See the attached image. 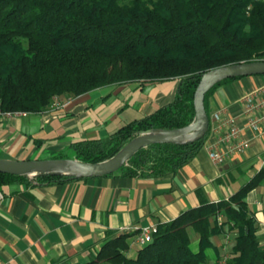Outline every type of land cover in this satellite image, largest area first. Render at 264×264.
<instances>
[{"label": "trees", "instance_id": "obj_1", "mask_svg": "<svg viewBox=\"0 0 264 264\" xmlns=\"http://www.w3.org/2000/svg\"><path fill=\"white\" fill-rule=\"evenodd\" d=\"M251 59L264 60V0H0L1 110L43 113L56 97L76 98L110 84L177 83L173 100L154 112L106 137L72 142L74 158L82 161L110 158L146 129L187 127L202 73ZM241 77L224 79L206 93L209 116L208 100L218 86ZM209 131L201 140L143 147L117 172L176 174L203 148ZM66 179L82 178L53 174L33 182L0 172V192L14 182ZM263 181L264 165L219 201L197 189L199 205L158 223L153 240L139 246L134 257L126 253L132 234L121 233L107 238L86 262L52 264H264V243L248 202V193ZM189 228L199 234L197 251ZM217 236L233 240L226 255L214 241ZM209 249L216 252L212 262Z\"/></svg>", "mask_w": 264, "mask_h": 264}, {"label": "crops", "instance_id": "obj_2", "mask_svg": "<svg viewBox=\"0 0 264 264\" xmlns=\"http://www.w3.org/2000/svg\"><path fill=\"white\" fill-rule=\"evenodd\" d=\"M263 85L264 75H248L218 86L208 100L211 123L206 142L176 174L129 177L116 171L37 185L11 183L0 197V264L86 262L100 251L107 238L121 233L132 234L126 253L134 257L139 248L137 229L173 220L198 206L197 189L202 188L211 201L229 197L264 165V135L247 127L241 99ZM176 89L177 83L172 81L144 87L139 83L126 84L113 87L98 105V100L92 102L98 96L94 95L95 89L72 99L60 111L0 120V157L41 159L47 153L51 154L47 158L53 159L61 141L69 147L75 141L106 137L169 103ZM120 93L126 99L132 97L125 101ZM109 98L113 100L106 105ZM138 104L143 112L135 115ZM216 112L235 117L250 142L246 152L222 164H215L206 149V143L218 140L224 129L213 117ZM67 157L74 158V151ZM220 177L227 180L219 182ZM237 183L239 187L234 189ZM263 199L259 187L248 193L262 239ZM214 241L222 245L223 239L217 236ZM209 250L214 253L213 261L216 252Z\"/></svg>", "mask_w": 264, "mask_h": 264}, {"label": "water", "instance_id": "obj_3", "mask_svg": "<svg viewBox=\"0 0 264 264\" xmlns=\"http://www.w3.org/2000/svg\"><path fill=\"white\" fill-rule=\"evenodd\" d=\"M195 91L193 121L180 128H150L128 141L115 155L103 161L88 162L77 158L8 159L0 157V172L20 175L36 182L42 175H61L74 178L99 177L112 174L141 148L153 143L183 144L205 137L211 118L205 107L206 93L217 83L230 77L264 75V60H250L218 66L202 73Z\"/></svg>", "mask_w": 264, "mask_h": 264}, {"label": "built area", "instance_id": "obj_4", "mask_svg": "<svg viewBox=\"0 0 264 264\" xmlns=\"http://www.w3.org/2000/svg\"><path fill=\"white\" fill-rule=\"evenodd\" d=\"M241 99L243 113L247 119V127L264 135V85L246 93ZM28 114L27 111L0 109V120L10 119L14 116H27ZM213 117L221 122L224 129L218 140L206 143V149L211 160L215 164H222L226 159L246 152L250 142L244 136L236 118L222 114V112L214 113ZM1 196L2 193L0 192ZM262 225L264 228V221ZM157 230L158 224H150L138 228L136 235L137 244L143 246L151 242ZM262 242L264 243V238Z\"/></svg>", "mask_w": 264, "mask_h": 264}, {"label": "rangeland", "instance_id": "obj_5", "mask_svg": "<svg viewBox=\"0 0 264 264\" xmlns=\"http://www.w3.org/2000/svg\"><path fill=\"white\" fill-rule=\"evenodd\" d=\"M123 85H126V84H123ZM123 85L122 84H110V85L101 87L99 89H96L93 92H96V93H94V95H98V96L95 97V99L92 102H94L95 100H98L95 104H97V105L100 104L102 102V99H101L102 96H104L108 92H110L113 89V87L115 88V87L123 86ZM120 96L122 97V99H126V97H124V95H122V93H120ZM115 97L116 96L114 95L113 98H115ZM131 97H132V95L129 96L125 101H129L131 99ZM72 99H74V98L70 97L69 95H62L60 97H56L53 101L52 106L50 107V109L48 111L49 112L60 111L63 108H65L67 103L71 102ZM112 100L113 99L109 98L107 100L106 105H109ZM135 108H136L135 115H140V113L143 112L141 109V105L138 104ZM48 111H46V112H48ZM43 113H45V112H43ZM67 146H68V144L67 143L65 144L64 140L61 141V148L59 149V152H57V154H55V155H57V156L62 155L63 158H69V157H67V155L72 156L73 151ZM42 156H43V158H41V159H45L47 157H50L51 154L46 153V154H43ZM238 187H239V183H237L234 186V189H237ZM259 190L264 193V181L261 183ZM263 201H264V199H263ZM189 232H190V236H191V247H192V249L193 250L199 249V234L197 232H195L192 228H189ZM218 238L221 240L223 239V241H222L223 247L221 248L222 249L221 252H222V254L226 255L229 252V250L231 249V246L233 244V240H230V238H228L227 236H219ZM208 256H209V260H211L213 258L214 253L212 250L208 251ZM211 262H212V260H211ZM103 264H107V263H103Z\"/></svg>", "mask_w": 264, "mask_h": 264}]
</instances>
